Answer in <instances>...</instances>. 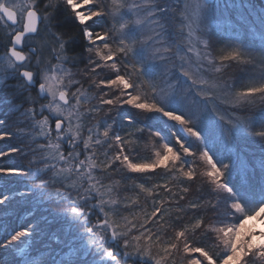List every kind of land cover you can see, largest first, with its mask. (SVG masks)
Instances as JSON below:
<instances>
[{
    "label": "snow or ice",
    "instance_id": "1",
    "mask_svg": "<svg viewBox=\"0 0 264 264\" xmlns=\"http://www.w3.org/2000/svg\"><path fill=\"white\" fill-rule=\"evenodd\" d=\"M219 7L0 0V142L18 140L0 161L23 162L0 164V206H54L67 229L49 240L76 257L56 258L43 217L0 241L14 250L0 264H264V156L257 174L233 151L242 136L264 148V9L257 44L215 48L213 29L231 28ZM33 239L54 254H30Z\"/></svg>",
    "mask_w": 264,
    "mask_h": 264
},
{
    "label": "trees",
    "instance_id": "2",
    "mask_svg": "<svg viewBox=\"0 0 264 264\" xmlns=\"http://www.w3.org/2000/svg\"><path fill=\"white\" fill-rule=\"evenodd\" d=\"M235 3L237 4V2ZM242 4H248L251 7L256 6L264 9V0H240L239 5L242 6ZM57 19L60 21L61 24L60 30L66 31L69 34L74 35L75 36L74 47L76 48V51L82 52L83 49L81 45L84 42L80 39L79 30L76 28L71 17L62 14L59 15ZM4 23H5L4 21H0V34H3ZM220 35H217L215 31L213 32V42L215 48L222 47L225 41L229 39L227 34L222 35L224 38H221ZM218 38H221V40H218ZM252 38L253 37L246 32L244 37H242V41L245 44H253V45L257 44V41ZM255 38H257V36H255ZM4 51L5 49L2 46H0V53ZM80 67H83V64H81ZM8 83L13 84L15 83V81L9 80ZM15 102L18 103L19 100ZM11 107H12L11 104H7V103L0 104V115L9 112ZM14 119H15L14 116H10L9 120L6 122V126L3 127L4 131L15 130ZM17 143L18 140L16 139L0 142V148L6 149L7 147L15 145ZM217 147L222 148V145L217 144ZM233 151L234 153H238L245 160V162L248 163L249 167L255 166L256 172L257 174H259V164L261 157L264 156V148H262V145L258 140L253 139L252 137L242 136L238 138L234 143ZM19 163H23L22 161H20L19 157L6 158L3 161H0V164H2L3 166H12L14 164H19ZM4 179L7 180V187L13 189L14 192H24L26 190L24 188L23 183L21 182L24 179L23 177H8ZM0 183H3V181H0ZM195 187L196 185H193V192L190 194L189 197L190 199H195L197 196V193L195 192ZM204 195L205 196L207 195L206 190ZM53 208L54 206H49L48 204L34 207L32 204L25 203L23 201H20L19 199L12 201L8 205L0 206V241L5 239V237L13 234L14 231L21 230L22 227H27L34 220L46 217L47 219L41 220L42 227L48 233V235L44 237V240L48 241L52 245V248L59 252V255H57L56 258L61 259L63 257L66 259L67 258L75 259L76 257L70 256V250L67 247H64L62 245H57L53 241L49 240V237L51 236L52 233H57L58 235L61 236V238H63V231L67 229V224H65L62 220L58 218L53 219L51 215ZM92 219L94 221L95 217H93ZM20 247H23V245H20ZM62 247H63V251H60ZM28 252L30 254H34L37 258H40L41 255L50 257V255L54 254V253H50L48 249L43 247V245L37 242L35 239H33V244L29 247ZM13 255H14L13 249L0 250V257H8L9 260H11ZM77 255H83V252L81 251ZM16 258L19 259L20 257L17 256ZM91 258H92L91 256L85 257V259L88 260H90ZM137 259H138L137 257L131 258L133 262L137 261Z\"/></svg>",
    "mask_w": 264,
    "mask_h": 264
},
{
    "label": "rangeland",
    "instance_id": "3",
    "mask_svg": "<svg viewBox=\"0 0 264 264\" xmlns=\"http://www.w3.org/2000/svg\"><path fill=\"white\" fill-rule=\"evenodd\" d=\"M210 2L221 6L216 10L215 18L218 19L222 25H227L229 22L231 24L230 29L225 26L221 29H213V32L215 31L217 35L221 34V38H224L222 35L226 34L229 38L233 39L239 37L240 41H242V37H244L247 32L257 43L260 41L261 28L257 22V16L261 13L262 8L256 6L251 7L248 4H242V6H240V0H210ZM235 2H237V4ZM255 36H257V38H255ZM221 38H218V40H221ZM257 227H259V225H257Z\"/></svg>",
    "mask_w": 264,
    "mask_h": 264
}]
</instances>
